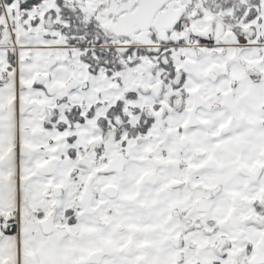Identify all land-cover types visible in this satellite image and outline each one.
I'll return each instance as SVG.
<instances>
[{
    "label": "snow or ice",
    "instance_id": "snow-or-ice-1",
    "mask_svg": "<svg viewBox=\"0 0 264 264\" xmlns=\"http://www.w3.org/2000/svg\"><path fill=\"white\" fill-rule=\"evenodd\" d=\"M0 264H264V0H0Z\"/></svg>",
    "mask_w": 264,
    "mask_h": 264
}]
</instances>
